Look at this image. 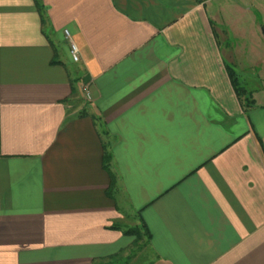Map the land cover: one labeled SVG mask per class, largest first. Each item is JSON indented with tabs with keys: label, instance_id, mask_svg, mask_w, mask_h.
Here are the masks:
<instances>
[{
	"label": "crops",
	"instance_id": "obj_1",
	"mask_svg": "<svg viewBox=\"0 0 264 264\" xmlns=\"http://www.w3.org/2000/svg\"><path fill=\"white\" fill-rule=\"evenodd\" d=\"M136 218L142 264H264V0H0V264L125 260Z\"/></svg>",
	"mask_w": 264,
	"mask_h": 264
},
{
	"label": "trees",
	"instance_id": "obj_2",
	"mask_svg": "<svg viewBox=\"0 0 264 264\" xmlns=\"http://www.w3.org/2000/svg\"><path fill=\"white\" fill-rule=\"evenodd\" d=\"M41 11V8H40ZM231 73H230V77H231ZM238 82H235V79H233V75H232V84L234 86V89L237 93L238 96L241 97V95L245 94V90H243V88L239 87V84H237ZM253 102H247V106L251 105ZM104 163H105V167L108 168L109 165V156L106 154V156L104 157ZM136 223L134 225H130L128 227H125L124 230V235H128L131 238H133L132 240V244L130 247V254L128 255V257L125 260H122V258L117 259V260H113L111 261H107L104 262L102 264H142L140 262V260L138 261L137 255L139 253H141L143 250H145L150 243V236L144 226V224L142 223V221L139 218H136ZM135 259V261H134ZM134 261V262H133Z\"/></svg>",
	"mask_w": 264,
	"mask_h": 264
},
{
	"label": "built area",
	"instance_id": "obj_3",
	"mask_svg": "<svg viewBox=\"0 0 264 264\" xmlns=\"http://www.w3.org/2000/svg\"><path fill=\"white\" fill-rule=\"evenodd\" d=\"M64 35L67 39V41L70 44V56L71 59L73 60V62H78L79 61V52H78V48L75 45V43L72 41L70 34L67 30L64 31ZM84 93H85V97L87 100L91 99L90 93L87 91V87H83Z\"/></svg>",
	"mask_w": 264,
	"mask_h": 264
},
{
	"label": "water",
	"instance_id": "obj_4",
	"mask_svg": "<svg viewBox=\"0 0 264 264\" xmlns=\"http://www.w3.org/2000/svg\"><path fill=\"white\" fill-rule=\"evenodd\" d=\"M90 80L89 76H85L82 80L84 85H87L88 81Z\"/></svg>",
	"mask_w": 264,
	"mask_h": 264
},
{
	"label": "rangeland",
	"instance_id": "obj_5",
	"mask_svg": "<svg viewBox=\"0 0 264 264\" xmlns=\"http://www.w3.org/2000/svg\"><path fill=\"white\" fill-rule=\"evenodd\" d=\"M135 224V222L134 223H131L130 225H134ZM151 255H150V252H149V254L147 255V257H150ZM140 260V262H142L141 260V258H138V261Z\"/></svg>",
	"mask_w": 264,
	"mask_h": 264
}]
</instances>
